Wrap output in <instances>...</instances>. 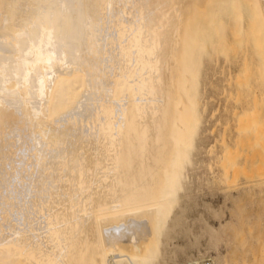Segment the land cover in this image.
I'll use <instances>...</instances> for the list:
<instances>
[{
    "label": "bare ground",
    "instance_id": "bare-ground-1",
    "mask_svg": "<svg viewBox=\"0 0 264 264\" xmlns=\"http://www.w3.org/2000/svg\"><path fill=\"white\" fill-rule=\"evenodd\" d=\"M221 58L264 87V0H0V264H176Z\"/></svg>",
    "mask_w": 264,
    "mask_h": 264
},
{
    "label": "rangeland",
    "instance_id": "rangeland-1",
    "mask_svg": "<svg viewBox=\"0 0 264 264\" xmlns=\"http://www.w3.org/2000/svg\"><path fill=\"white\" fill-rule=\"evenodd\" d=\"M227 62L221 58L218 64L210 65L209 70L207 69L206 97L207 100L209 99V104L205 122L201 126L203 137L200 145L203 146V151L199 155L203 163L200 162V167L198 166L199 168L194 171L192 196L188 201L189 208L184 209L183 223L179 228L181 232L178 229L177 237L172 243L171 262L176 264H186L189 257H191L189 260L197 257L212 259L217 254L219 256L217 264H264V145H262L264 135L260 134L259 137L263 138L261 140L258 137L259 142H262L259 146L256 142H252L253 134H251V132L255 133L264 121V105H261L263 101L260 100V96L264 94L261 93L264 92L262 89L264 87L260 85L257 89L260 83L255 78L251 83L253 82L256 88L250 83L251 91L248 87L236 83L235 79L241 70L239 67L242 61H240L241 64L237 63L239 61ZM229 74H232L231 78ZM222 87L224 89H221ZM240 88L242 93L245 91L248 94L243 93L246 97L237 92ZM244 88L247 89L243 90ZM232 92L235 96L231 94ZM254 92L255 95L258 94L256 98L259 97V101L255 100L259 102L257 109H255L256 106H252L255 104L252 101L255 98L252 94ZM262 98L264 99V95ZM260 108L262 113L259 112ZM253 109L255 110L252 111ZM257 110L260 113L261 124L249 129V132L252 130L249 134L245 131L246 135L251 134L250 138L245 137L244 129H241L239 124L242 118L239 121L238 119L241 116H244V119L247 116L244 113L251 114L249 111L254 113ZM238 126L240 129H236ZM257 130L259 131V128ZM257 134L254 136L259 135ZM240 138L244 140L243 143ZM247 138L249 140L245 142ZM226 144L229 150H232L229 155H234L235 158V167L226 165L230 166L228 171H224L227 170V167L225 166L226 169L224 167L225 163L221 164L222 157H224L223 160L228 157L225 156L228 155ZM210 148L212 151L206 152ZM235 151L236 156L233 154ZM157 264H167V260L157 258Z\"/></svg>",
    "mask_w": 264,
    "mask_h": 264
},
{
    "label": "built area",
    "instance_id": "built-area-1",
    "mask_svg": "<svg viewBox=\"0 0 264 264\" xmlns=\"http://www.w3.org/2000/svg\"><path fill=\"white\" fill-rule=\"evenodd\" d=\"M189 264H215L210 257H201L196 260H192Z\"/></svg>",
    "mask_w": 264,
    "mask_h": 264
}]
</instances>
